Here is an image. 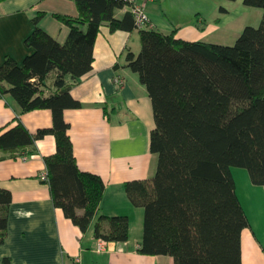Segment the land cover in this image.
<instances>
[{
	"label": "trees",
	"instance_id": "trees-1",
	"mask_svg": "<svg viewBox=\"0 0 264 264\" xmlns=\"http://www.w3.org/2000/svg\"><path fill=\"white\" fill-rule=\"evenodd\" d=\"M72 1L77 17L54 15L70 29L64 44L39 27V14L25 40L32 53L21 65L7 57L0 67V95L11 97L20 114L43 109L53 114L52 128L36 134L19 115L13 126L1 130L0 161L29 157L40 139L53 135L56 153L45 158L43 181L54 206L83 233L93 227L95 238L125 243L130 218L100 214L105 183L79 167L64 112L82 107L71 89L93 68L101 27L112 32L137 28L129 10L116 17L126 8L120 0ZM244 3L264 11V0ZM139 32L141 51L129 53L127 62L153 103L151 152L158 157L151 180L124 186L131 204L144 209L139 252L170 256L175 264H243L242 233L250 222L233 168L246 169L251 182L264 187V17L258 28L246 27L233 46L186 41L177 37V29ZM51 76L54 90L46 94L43 86ZM12 201L11 192L0 188V248Z\"/></svg>",
	"mask_w": 264,
	"mask_h": 264
},
{
	"label": "crops",
	"instance_id": "crops-1",
	"mask_svg": "<svg viewBox=\"0 0 264 264\" xmlns=\"http://www.w3.org/2000/svg\"><path fill=\"white\" fill-rule=\"evenodd\" d=\"M179 1L183 12L171 19L168 0H149L146 10L152 28L165 34L177 29L180 39L209 42L206 40L213 26L201 17L196 20L185 0ZM127 12L128 8H123L115 15L121 19ZM39 14H43L39 27L64 44L70 29L54 15L77 17L79 11L72 0L0 1V67L7 57L21 65L32 53L25 40L33 32V20ZM141 47L139 30L112 32L102 26L95 43L93 68L71 89L82 107L64 112L79 167L99 175L105 183L100 214L129 216V241H104V251L97 253L102 240L95 238L93 227L83 233L54 206L49 185L41 179L46 173L45 158L56 153L55 137L48 134L37 142L35 154L0 161V188L9 190L13 197L0 264L5 258H10L11 264H75L76 259L80 264H175L170 256L139 252L144 209L131 204L124 187L127 182L151 180L158 165L157 155L151 152V134L156 127L153 103L127 62L128 54L137 56ZM52 77L43 86L46 94L54 90ZM117 78L123 80L122 87L117 85ZM18 115L32 134L53 126L50 110L20 114L11 97L0 95V131L13 126ZM237 172V194L250 222L242 233V261L264 264V187L254 185L244 171Z\"/></svg>",
	"mask_w": 264,
	"mask_h": 264
},
{
	"label": "rangeland",
	"instance_id": "rangeland-1",
	"mask_svg": "<svg viewBox=\"0 0 264 264\" xmlns=\"http://www.w3.org/2000/svg\"><path fill=\"white\" fill-rule=\"evenodd\" d=\"M184 2L189 7L190 15L194 13L196 20L201 17L208 25L213 26L214 30L206 41L226 46H233L246 27L258 28L264 17L263 9L247 6L244 0H185ZM167 4V14L171 19H175L183 12L179 0H168ZM234 170L244 171L249 176L246 169L235 167ZM237 171H234L236 178Z\"/></svg>",
	"mask_w": 264,
	"mask_h": 264
},
{
	"label": "built area",
	"instance_id": "built-area-1",
	"mask_svg": "<svg viewBox=\"0 0 264 264\" xmlns=\"http://www.w3.org/2000/svg\"><path fill=\"white\" fill-rule=\"evenodd\" d=\"M120 1L124 2L126 8H128V10L133 14L137 30L148 29L153 27L146 10V5L149 0H145L143 2L138 0H120ZM116 83L119 87H122L124 85L123 80H121L120 78L116 79ZM41 179L46 180L47 174L46 173L42 174ZM103 251H104V241H101L96 248V252L102 253ZM75 264H80V260L76 259Z\"/></svg>",
	"mask_w": 264,
	"mask_h": 264
}]
</instances>
